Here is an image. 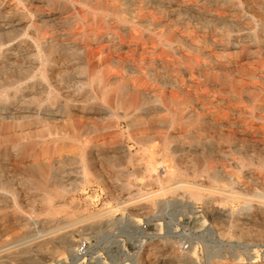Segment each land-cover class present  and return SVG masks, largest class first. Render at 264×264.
<instances>
[{"label": "rangeland", "instance_id": "374dc122", "mask_svg": "<svg viewBox=\"0 0 264 264\" xmlns=\"http://www.w3.org/2000/svg\"><path fill=\"white\" fill-rule=\"evenodd\" d=\"M135 1L0 0V92L18 99L6 110L0 106V264H22L4 262L1 254L28 246L23 256L56 264L71 250L51 258L35 247L40 240L75 227L76 242L79 234L95 233L85 228L90 222L102 221L103 229L123 199L138 205L168 194L205 206L193 231L203 235V256L192 253L186 264H264V0ZM26 83L34 87L17 89ZM37 117L43 119L44 163L34 174L26 163L35 139L17 132L34 129ZM151 164L156 169H148ZM211 168L219 169L218 182L208 179ZM169 169L180 174L170 177ZM32 179L44 183L42 189ZM96 187L107 190L112 203L91 205ZM147 188L154 196L145 200ZM45 193H53L50 202ZM107 206L117 209L91 217Z\"/></svg>", "mask_w": 264, "mask_h": 264}, {"label": "built area", "instance_id": "2783aa9c", "mask_svg": "<svg viewBox=\"0 0 264 264\" xmlns=\"http://www.w3.org/2000/svg\"><path fill=\"white\" fill-rule=\"evenodd\" d=\"M109 197L107 190L96 187L89 202L112 203ZM125 204L100 231L79 234L73 249L56 264H186L192 253L203 256V235L193 233L205 212L202 203L168 194L136 206Z\"/></svg>", "mask_w": 264, "mask_h": 264}, {"label": "bare ground", "instance_id": "6f19581e", "mask_svg": "<svg viewBox=\"0 0 264 264\" xmlns=\"http://www.w3.org/2000/svg\"><path fill=\"white\" fill-rule=\"evenodd\" d=\"M135 1V0H134ZM138 1V0H137ZM91 2H92V0H91ZM94 2V4H95V0L93 1ZM92 2V3H93ZM121 2H122V0H121ZM136 2V1H135ZM169 2V1H168ZM60 3V2H59ZM117 3V2H116ZM137 3V2H136ZM236 3V2H235ZM97 4V3H96ZM122 4V3H121ZM64 5V4H63ZM127 5V4H126ZM128 5H130V4H128ZM234 5H236V4H234ZM233 5V6H234ZM125 6V5H124ZM60 7V6H59ZM63 7V6H62ZM139 7H141V6H139ZM146 7V6H145ZM159 7V6H158ZM196 7V6H195ZM133 8H135V7H133ZM142 8V7H141ZM167 8V7H166ZM178 8V7H177ZM66 9V8H65ZM201 9V8H200ZM18 10V9H17ZM150 10V9H149ZM149 10H148V12H147V14H144V15H147L148 16V14H149ZM153 10V9H152ZM187 10V9H186ZM197 10V9H196ZM16 11V10H15ZM19 11V10H18ZM122 11H126L125 9H123L122 8ZM132 11V10H131ZM138 11V10H137ZM136 11V12H137ZM141 11V10H140ZM178 11V10H177ZM17 12V11H16ZM81 12V11H80ZM133 12V11H132ZM135 12V11H134ZM166 12V11H165ZM187 12V11H186ZM185 12V13H186ZM206 12V11H205ZM210 12V11H209ZM107 13V12H106ZM119 13V12H118ZM150 13H151V11H150ZM160 13V12H159ZM167 13V12H166ZM79 14V13H78ZM103 14V13H102ZM109 14V13H108ZM129 14V13H128ZM152 14V13H151ZM158 13L156 12V14L155 15H157ZM118 15V14H117ZM142 15H143V13H142ZM18 16V15H17ZM132 16H133V14H132ZM158 16V15H157ZM179 16H181V15H179ZM211 16V15H210ZM219 16V15H218ZM107 17V16H106ZM208 17H209V15H208ZM23 18V17H22ZM110 18H112V17H110ZM118 18V17H117ZM133 18V17H132ZM216 18V16L214 17V19ZM219 18V17H218ZM115 19V18H114ZM158 19V18H157ZM156 19V20H157ZM18 20V19H17ZM22 20H24V18L23 19H21V23H22ZM122 20L123 21H126L127 22V20H129L127 17H125V16H123L122 17ZM121 20V21H122ZM149 20V19H148ZM168 20V19H167ZM221 20V19H220ZM140 21V20H139ZM168 21H170V20H168ZM20 22V21H19ZM19 22L17 23V24H19ZM107 22V21H106ZM116 22V21H115ZM125 22V23H126ZM14 23H15V21H14ZM30 23V22H29ZM114 23V22H113ZM140 23V22H139ZM233 23V22H232ZM16 24V23H15ZM23 24V23H22ZM20 25V24H19ZM139 25V24H138ZM29 26V25H28ZM135 26V25H134ZM112 27H114V26H112ZM151 27V26H150ZM119 28V27H118ZM226 28V27H225ZM116 30H118L117 29V27L115 28ZM124 29H125V27H124ZM165 29V28H164ZM228 29V28H227ZM232 29V28H231ZM133 30V29H132ZM135 30V29H134ZM138 30V29H137ZM224 29H222V31H223ZM119 31V30H118ZM153 31V30H152ZM175 31V30H174ZM113 32V31H112ZM123 32V31H122ZM127 32V31H126ZM130 32V31H129ZM128 32V33H129ZM136 32V31H135ZM167 32V31H166ZM227 32H229V31H227ZM114 33V32H113ZM132 33V32H131ZM117 34V33H116ZM115 34V35H116ZM173 34H175V33H173ZM125 34H123L122 36H124ZM131 35H133V33L131 34ZM158 35V34H157ZM170 35V34H169ZM176 35V34H175ZM175 35H173L174 37H175ZM189 35V34H188ZM188 35H187V37H188ZM225 35V34H224ZM252 35V34H251ZM126 36H127V34H126ZM149 36V35H148ZM249 36V35H248ZM135 37V36H134ZM133 37V38H134ZM150 37V36H149ZM148 37V38H149ZM151 37H152V35H151ZM163 37V36H162ZM171 37V36H170ZM191 37V36H190ZM243 37V36H242ZM112 38H114L113 36H112ZM119 38V37H118ZM131 38V37H130ZM161 38V37H160ZM180 38V37H179ZM193 38V37H192ZM225 38V37H224ZM227 38V37H226ZM38 39V38H37ZM44 39V38H43ZM111 39V38H110ZM135 39V38H134ZM176 39H178V38H176ZM184 39H186L185 37H184ZM184 39H180V40H184ZM249 39V38H248ZM24 40V39H23ZM31 40H33L32 38H31ZM40 40H41V38H40ZM48 40V39H47ZM57 40V39H56ZM112 40V39H111ZM121 40V39H120ZM119 40V41H120ZM136 40H137V38H136ZM159 40V39H158ZM163 40V39H162ZM161 40V41H162ZM188 40V39H187ZM213 40V39H212ZM232 40V39H231ZM252 40V39H251ZM255 40V39H254ZM19 41V40H18ZM35 41V40H34ZM58 41V40H57ZM57 41L55 42V43H57ZM115 41V40H114ZM118 41V42H119ZM153 41V40H152ZM186 41V40H185ZM193 42L195 41V40H192ZM227 41V40H226ZM20 42H21V40H20ZM48 42V41H47ZM111 42V41H110ZM197 42V41H196ZM229 42V41H228ZM255 42H256V40H255ZM260 42V41H259ZM37 43V42H36ZM46 43V42H45ZM50 43H52V42H50ZM62 43V42H61ZM113 43V42H112ZM174 43H175V41H174ZM185 43V42H184ZM199 43H201V42H199ZM249 43V42H248ZM12 44V43H11ZM28 44H30V43H28ZM76 44V43H75ZM90 44V43H89ZM119 44V43H118ZM130 44V43H129ZM163 44V43H162ZM257 44V43H256ZM34 45H35V43H34ZM42 45H43V43H42ZM49 45H51V44H49ZM165 45V44H164ZM176 45V44H175ZM209 45H212V44H209ZM208 44H207V46H209ZM225 45V44H224ZM229 45V44H228ZM234 45V44H233ZM18 46H20V45H18ZM22 46V45H21ZM26 46H27V44H26ZM38 46H40V44H38ZM216 46H217V44H216ZM249 46V45H248ZM255 46V45H254ZM22 47H24V46H22ZM31 47V46H30ZM37 47V46H36ZM41 47V46H40ZM66 47V46H65ZM84 47H88V46H84ZM166 47V46H165ZM180 47H182V46H180ZM193 47H194V45H193ZM199 47V46H198ZM205 47V46H204ZM212 48H214L213 46H211ZM39 47H37V49H38ZM55 48V47H54ZM60 48V47H59ZM184 48V47H183ZM206 48H208V47H206ZM14 49V48H13ZM41 49V48H40ZM82 49V48H81ZM179 49V48H178ZM195 49V48H194ZM197 49V48H196ZM215 49V48H214ZM19 50V49H18ZM59 50V49H58ZM61 50V49H60ZM75 50V49H74ZM211 50V49H210ZM216 50V49H215ZM1 51V50H0ZM12 51V50H11ZM16 51H17V49H16ZM21 51V50H20ZM38 51V50H37ZM62 51V50H61ZM24 52V51H23ZM66 51H64V53H65ZM72 52V51H71ZM74 52V51H73ZM77 53H79L78 51H76ZM208 52V51H207ZM214 52V51H213ZM11 53V52H10ZM66 53H69V52H66ZM90 53V52H89ZM178 53V52H177ZM13 54V53H12ZM31 54V53H30ZM72 54V53H71ZM9 55H11V54H9ZM17 55H19V54H17ZM23 55V54H22ZM21 55V56H22ZM25 55V54H24ZM39 55V54H38ZM83 55V54H82ZM99 55V54H98ZM204 55H206V53L204 54ZM217 55H219V53L217 54ZM20 56V55H19ZM26 56H30V55H26ZM48 56V55H47ZM68 56H70V54H68ZM68 56H66V57H68ZM97 56V55H96ZM211 56V55H210ZM214 56V55H213ZM216 56V55H215ZM71 57V56H70ZM87 57H89V56H87ZM188 57V56H187ZM207 57H209V56H207ZM26 58V57H25ZM38 58V57H37ZM46 58V57H45ZM44 58V59H45ZM199 58V57H198ZM198 58H196L195 57V59H198ZM221 58H223L222 56H221ZM9 59V58H8ZM28 59V58H27ZM34 59V58H33ZM33 59H32V61H33ZM79 59V58H78ZM99 59H100V57H99ZM193 59V58H192ZM201 59V58H200ZM204 59V58H203ZM5 60V59H4ZM13 60V59H12ZM35 60V59H34ZM77 60V59H76ZM215 59H213V61H214ZM217 60V59H216ZM192 61V60H191ZM201 61V60H200ZM223 61V60H222ZM4 62V61H3ZM88 62V61H87ZM209 62V61H208ZM212 62V61H211ZM225 62H227V61H225ZM6 63V62H5ZM13 63V62H12ZM17 63V62H16ZM18 63H19V61H18ZM52 63V62H51ZM85 63V62H84ZM194 63V62H193ZM213 63V62H212ZM219 63V62H218ZM7 65L9 64L8 62L6 63ZM33 64V63H32ZM88 64H89V62H88ZM93 64V63H92ZM222 64H224V63H222ZM12 65V64H11ZM28 64H26V66H27ZM44 65V64H43ZM104 65V64H103ZM102 65V66H103ZM108 65V64H107ZM205 65V64H204ZM207 65V64H206ZM14 66V65H13ZM101 66V65H100ZM99 66V67H100ZM101 66V67H102ZM109 66V65H108ZM213 66V65H212ZM17 67V66H16ZM30 67V66H29ZM34 67V66H33ZM32 67V68H33ZM202 67V66H201ZM207 67V66H206ZM10 68V67H9ZM14 68V67H13ZM23 68H24V66H23ZM31 68V67H30ZM31 68V69H32ZM81 68V67H80ZM87 68V67H86ZM106 68V67H105ZM194 68H196L195 66H194ZM10 69H12V68H10ZM17 69V68H16ZM20 69H22L21 67H20ZM24 69H28V68H24ZM23 69V70H24ZM48 69H49V67H48ZM77 69H79L78 67H77ZM89 68H87V70H88ZM97 69V68H96ZM108 69V68H107ZM193 69V68H192ZM197 69V68H196ZM200 69V68H199ZM202 69V68H201ZM206 69V68H205ZM221 69V68H220ZM2 70V69H1ZM4 70V69H3ZM108 70H111L110 68L108 69ZM208 70H210V69H208ZM215 70V69H214ZM46 71V70H45ZM196 71V70H195ZM203 71V70H202ZM3 72H5V71H3ZM87 72V71H86ZM89 72V71H88ZM97 72V71H96ZM101 72V71H100ZM153 72V71H152ZM160 72V71H159ZM162 72V71H161ZM191 72H193V71H191ZM214 72V71H213ZM216 72V71H215ZM7 73V72H6ZM10 73V72H9ZM80 73H82V72H80ZM105 74L106 73H108L107 71H105L104 72ZM1 74H2V72H1ZM0 74V75H1ZM4 74V73H3ZM11 74V73H10ZM86 74H88V73H86ZM93 74V73H92ZM184 74V73H183ZM190 74V73H189ZM194 74V73H193ZM220 74V73H219ZM6 75H8V74H6ZM95 75V74H94ZM93 75V76H94ZM102 75V74H101ZM186 75V74H185ZM198 75V74H197ZM11 76V75H10ZM20 76V75H19ZM32 76V75H31ZM92 76V75H91ZM117 76V75H116ZM156 76V75H155ZM190 76V75H189ZM188 76V77H189ZM201 76V75H200ZM151 77V76H150ZM166 77V76H165ZM174 77V76H173ZM207 77V76H206ZM229 77V76H228ZM14 78V77H13ZM19 78V77H18ZM28 78H31V77H29L28 76ZM91 78V77H90ZM102 78V77H101ZM114 78H116V77H114ZM152 78V77H151ZM171 78V77H170ZM176 78V77H175ZM191 78V77H190ZM208 78V77H207ZM224 78V77H223ZM264 78V77H263ZM262 78V79H263ZM4 79V78H3ZM9 79H11V78H9ZM92 79V78H91ZM97 79V78H96ZM99 79V78H98ZM102 79H104V78H102ZM179 79V78H178ZM177 79V80H178ZM188 79V78H187ZM226 79V78H225ZM31 80V79H30ZM40 80V79H39ZM110 80V78H107V82ZM121 80V79H120ZM168 80V79H167ZM181 80H183V78L181 79ZM190 80V79H189ZM192 80H193V78H192ZM195 80V79H194ZM197 80V79H196ZM227 80V79H226ZM163 81H164V79H163ZM172 81V80H171ZM179 81V80H178ZM239 81H240V79H239ZM243 81V80H242ZM19 82V81H18ZM21 82V81H20ZM23 82V81H22ZM31 82V81H30ZM38 81H36V83H37ZM103 82H104V80H103ZM123 82V81H122ZM127 82V81H126ZM143 82V81H142ZM147 82V81H146ZM186 82V81H185ZM184 82V83H185ZM25 83V82H24ZM94 83V82H93ZM167 83V82H166ZM178 84H179V82H177ZM183 83V82H182ZM187 83V82H186ZM191 83V82H190ZM41 84H42V82H41ZM92 84V83H91ZM95 84V83H94ZM97 84V83H96ZM139 84V83H138ZM144 84V83H143ZM142 84V85H143ZM198 84V83H197ZM39 85V84H38ZM102 85H104V84H102ZM132 85V84H131ZM141 85V86H142ZM170 85V84H169ZM171 85H172V83H171ZM175 85V84H174ZM52 86V85H51ZM97 86V85H96ZM107 86V85H106ZM122 87H125V88H128V89H130V93L132 92H134V91H137L136 90V88H131V87H133V86H131V87H129L130 85H127L126 83H122V85H121ZM139 86V85H138ZM177 86V85H176ZM195 86V85H194ZM245 87H248V89H250L249 87L250 86H247V84L246 85H244ZM2 87H4V86H2ZM13 87V86H12ZM21 87H24L23 89L25 90V89H31V88H33L34 87V84H25L24 86H18L17 87V89L19 90ZM113 87V86H112ZM146 87V86H145ZM197 87V86H196ZM238 87V86H237ZM245 87H243V88H245ZM10 88V87H9ZM95 88V87H94ZM97 88V87H96ZM99 88V87H98ZM103 88V87H102ZM120 88V87H119ZM142 88V87H141ZM147 88V87H146ZM149 88V87H148ZM164 88H165V86H164ZM198 88H199V86H198ZM217 88V87H216ZM253 88V87H252ZM257 88V87H256ZM22 89V88H21ZM43 89V88H42ZM54 89V88H53ZM122 89V88H121ZM132 89V90H131ZM145 89V88H144ZM166 89V88H165ZM164 89V90H165ZM181 89V88H180ZM210 89H213V88H211L210 87ZM247 89V90H248ZM9 90V89H8ZM10 90H11V88H10ZM37 90V89H36ZM40 90V89H39ZM97 90V92H100V91H98V89H96ZM101 90V89H100ZM147 90V89H146ZM159 90V89H158ZM163 90V89H162ZM173 90V89H172ZM256 90V89H255ZM7 91V90H6ZM6 91L3 89V91H1L0 92V106H1V109H3V110H6L7 108H9V106H10V104H13V103H16V102H18V101H16V100H18V99H16L15 98V94L11 97L8 93H6ZM12 91V90H11ZM14 91V90H13ZM32 91V90H31ZM50 91V90H49ZM94 91V90H93ZM157 90H155V92H156ZM215 91V90H214ZM250 91V90H249ZM150 92H154V90L152 91H150ZM149 92V93H150ZM168 92V91H167ZM171 92V91H170ZM169 92V93H170ZM173 92V91H172ZM229 92V91H228ZM31 93V92H30ZM58 93V92H57ZM163 93V92H162ZM169 93H167V94H169ZM35 94V93H34ZM97 94H99V93H97ZM142 94H143V92H142ZM160 94H161V92H160ZM23 95V94H22ZM57 95V94H56ZM92 95V94H91ZM95 95V94H94ZM103 95V94H102ZM151 95V94H150ZM169 95H171V94H169ZM173 95H175V94H173ZM206 95V94H205ZM19 96V95H18ZM38 96H39V94H38ZM93 96V95H92ZM101 96V95H100ZM152 96V95H151ZM163 96V95H162ZM168 96V95H167ZM233 96V95H232ZM49 97V96H48ZM55 97V96H54ZM102 97V96H101ZM100 97V98H101ZM112 97H113V95H112ZM169 97V96H168ZM171 97H172V95H171ZM19 98V97H18ZM29 98V97H28ZM40 98V97H39ZM43 98V97H42ZM45 98V97H44ZM56 98V97H55ZM58 98H59V96H58ZM57 98V99H58ZM88 98H90V97H88ZM93 98V97H92ZM231 98H234V97H231ZM32 98L30 97L29 99H22V100H20V102H21V104H26V102L27 101H29V100H31ZM49 99V98H48ZM54 99V98H53ZM57 99H55V101L57 100ZM102 99V98H101ZM36 100H39V99H36ZM46 100V99H45ZM112 100V99H111ZM160 100V99H159ZM58 101V100H57ZM108 101H109V103L111 104V102H110V100L108 99ZM41 99H40V103L39 102H36V104L37 105H41ZM46 102V101H45ZM50 102V101H49ZM53 102V101H52ZM91 102V101H90ZM95 102H97V101H95ZM142 102V101H141ZM160 102V101H159ZM28 103V102H27ZM35 103V102H34ZM44 103V102H43ZM46 103H48V102H46ZM62 103V102H61ZM60 103V104H61ZM94 103V102H93ZM99 103V102H98ZM113 103V102H112ZM51 104V103H50ZM67 104H68V102H67ZM152 104V103H151ZM215 104V103H214ZM20 105V104H19ZM23 105V106H24ZM119 105V104H118ZM212 105V104H211ZM14 106V105H13ZM28 106V105H27ZM51 106H53L52 104H51ZM50 106V107H51ZM63 106V105H62ZM107 106V105H106ZM174 106V105H173ZM213 106V105H212ZM216 106V105H215ZM224 106V105H223ZM237 106V105H236ZM86 107V106H85ZM103 107H105V106H103ZM151 107H152V105H151ZM12 108V107H11ZM40 108V107H39ZM57 108H58V106H57ZM62 108V107H61ZM64 108H66V107H64ZM107 108V107H106ZM157 108V107H156ZM159 108H160V106H159ZM230 108V107H229ZM25 109V108H24ZM30 109V108H29ZM33 109V108H32ZM47 109V108H46ZM52 109H54V108H52ZM60 109V108H59ZM68 109H70L69 107H68ZM104 109V108H103ZM158 109V108H157ZM191 109V108H190ZM26 110V109H25ZM35 110H36V108H35ZM63 110V109H62ZM71 110V109H70ZM70 110H68V111H70ZM105 110H107V109H105ZM111 110V109H110ZM167 110V109H166ZM212 110V109H211ZM236 110V109H235ZM18 111V110H17ZM41 111H43V110H41ZM41 111L39 110L38 111V109H37V114H41ZM46 111V110H45ZM175 111V110H174ZM173 111V112H174ZM197 111V110H196ZM204 111V110H203ZM213 111V110H212ZM1 112V111H0ZM147 112V111H146ZM154 112H156V110L154 111ZM10 113V112H9ZM64 113V112H63ZM153 113V112H152ZM157 113H159L158 111H157ZM193 113V112H192ZM197 113V112H196ZM209 113V112H208ZM6 114H8V113H6ZM11 114V113H10ZM9 114V115H10ZM19 114V113H18ZM45 114V113H44ZM188 114V113H187ZM2 115H4V114H2ZM8 115V116H9ZM142 114L140 113V116H141ZM151 115V114H150ZM11 116V115H10ZM19 116H21V115H19ZM204 116V115H203ZM27 117V116H26ZM29 117H30V115H29ZM28 117V118H29ZM44 117V116H43ZM51 117V116H50ZM172 117V116H171ZM0 118H1V116H0ZM4 118V117H3ZM135 118V117H134ZM35 119V118H34ZM21 120V119H20ZM19 120V121H20ZM135 120V119H134ZM140 120V119H139ZM208 120V119H207ZM211 120V119H210ZM210 120H209V122H210ZM214 120V119H213ZM2 121V120H1ZM4 121H6V120H4ZM3 121V122H4ZM7 121H10V120H7ZM6 121V122H7ZM15 122H16V119L14 120ZM18 121V120H17ZM18 121V122H19ZM45 121V120H44ZM142 121V120H141ZM174 121V120H173ZM203 121V120H202ZM206 121V120H205ZM215 121V120H214ZM233 121V120H232ZM42 122H43V119L41 118V117H37L36 118V121H35V127H34V129H28V130H26L25 128H22L20 131L18 130V132H17V136L18 137H20V138H33V140L35 139V141H34V146H36V148H35V150H34V152H33V154H32V160H31V162H30V165H29V163H26V166H31L32 167V171H33V173L35 174V173H39L41 170H42V164L44 163V161H43V158H42V150L43 149H41V145H42V143L44 142V134H43V125H42ZM166 122V121H165ZM204 122V121H203ZM206 122H208V121H206ZM205 122V123H206ZM234 122V121H233ZM232 122V123H233ZM8 123V122H7ZM46 123H47V121L45 122V125H46ZM168 123V122H167ZM201 123V122H200ZM211 123V122H210ZM4 124V123H3ZM159 124H161V122L159 123ZM234 124V123H233ZM168 126V125H167ZM218 127V126H217ZM32 128V127H31ZM15 131V130H14ZM7 133V132H6ZM56 134V133H55ZM80 134V133H79ZM10 135V134H9ZM76 135V134H75ZM2 136H4V135H2ZM1 136V137H2ZM5 136H6V134H5ZM76 137V136H75ZM74 137V138H75ZM16 138V137H15ZM80 138V137H79ZM198 138V137H197ZM5 139V138H4ZM76 139H77V137H76ZM3 140V139H2ZM80 140V139H79ZM5 141V140H4ZM24 141H27V140H24ZM23 141V142H24ZM28 141H29V139H28ZM58 141V140H57ZM86 141H87V139H86ZM21 142V141H20ZM22 142V144H24ZM10 143V142H9ZM8 143V144H9ZM16 143V142H15ZM204 143V142H203ZM32 144V143H31ZM16 145V144H15ZM18 145H19V143H18ZM2 146V145H1ZM10 146H12L11 144H10ZM27 146V145H26ZM205 146H206V144H205ZM20 147V146H19ZM24 146H22V148H23ZM8 148V147H7ZM29 149V148H28ZM16 150V149H15ZM31 150V149H30ZM16 151H18V150H16ZM28 151V150H27ZM6 152V151H5ZM88 153H89V151H88ZM11 154V153H10ZM17 154H18V152H17ZM81 155V154H80ZM82 156V155H81ZM91 158H93V157H91ZM14 162V161H13ZM24 162H26V161H24ZM0 163H2V161L0 162ZM7 163V162H6ZM16 163V162H15ZM23 163V162H22ZM22 163H20L21 164V167H19L20 169L22 168V166H23V164ZM1 166V165H0ZM2 167V166H1ZM25 167V166H24ZM148 167H150V168H148V169H151V170H153V169H156L155 168V166L153 165V164H151L150 166H148ZM3 170V169H2ZM22 170V169H21ZM27 170V169H26ZM85 170V169H84ZM4 171V170H3ZM29 171V170H28ZM31 171V172H32ZM24 172V171H23ZM55 172V171H54ZM22 173V172H21ZM22 174H24V173H22ZM168 174H169V176L170 177H175V178H177V175H179L180 173L178 172V170H175V169H169V171H168ZM205 175V174H204ZM220 172H219V169L217 170V169H215V168H211V169H209V170H207V177H208V179L210 180V181H213V182H218V180L219 179H221L220 178ZM6 176H7V174H6ZM222 176V175H221ZM19 177V176H18ZM206 177V176H205ZM1 178H3V177H1ZM5 179V178H4ZM6 179H7V177H6ZM3 180V179H2ZM200 180V179H199ZM4 181V180H3ZM21 181V180H20ZM208 181V180H207ZM30 182H32L33 183V185L34 186H36V187H38V188H40V189H42V187H43V184L44 183H42V182H40L39 180L37 181H34L33 179L32 180H30ZM3 183L4 182H2V185H3ZM26 184V183H25ZM200 184V183H199ZM9 185V184H8ZM180 186H189V187H194V188H200L199 186L201 185H191V184H188V183H181V184H179ZM212 186V185H211ZM214 186V185H213ZM2 189V188H1ZM3 190V189H2ZM212 191H215V193H216V191L217 190H215V189H211ZM166 191V190H165ZM233 192H235V191H233ZM2 193H4V192H2ZM231 193H229V195L227 194V195H225V193H224V197H226V196H228V198L230 197L231 198V195H230ZM8 195V194H7ZM198 195V192L197 191H194L193 190V192L191 193V196L192 197H194V196H197ZM6 196V195H5ZM154 196V194L153 193H149V194H147V195H145L144 196V199L146 198L147 199V197H150V198H152ZM232 196H234V194L232 193ZM236 196V195H235ZM239 196V195H238ZM10 197V196H9ZM44 197H45V199L48 201V202H50L51 201V199H53L52 197H53V193H45L44 194ZM237 197V196H236ZM6 198V197H5ZM43 198V197H42ZM142 198V197H141ZM232 198H235V197H232ZM231 198V199H232ZM143 199V198H142ZM145 199V200H146ZM5 200V199H4ZM125 200H126V198L125 199H123L122 201H120V203L122 204L123 202H125ZM138 200V199H137ZM137 200L135 199L134 201H132V202H137ZM223 200V199H222ZM226 200V199H225ZM263 200V199H262ZM139 201V200H138ZM234 201V200H233ZM52 203V202H51ZM254 203V202H253ZM260 203H262L261 201H260ZM121 204H119V207L120 208H122V206L123 205H121ZM49 205V204H48ZM125 205H129V206H136L137 204H132V203H130V204H128L127 202H126V204ZM258 205V204H257ZM52 207V206H51ZM244 207H246L245 205H244ZM258 207V206H257ZM50 208V207H49ZM251 208V207H250ZM256 208V207H255ZM262 208V207H261ZM116 209L117 208H114V207H111V206H107V207H105V208H102V209H100V210H98L96 213H94V214H92L91 215V217H99L100 215H107V214H109V213H112V212H114V211H116ZM119 209V208H118ZM55 209H54V207L53 208H51V210H50V212L52 211H54ZM244 210V209H243ZM248 210V209H247ZM261 210V209H260ZM90 215V214H89ZM90 216H88V217H86V219H88ZM90 222V221H89ZM102 221H99V220H96V221H94V222H90L89 224H87L86 225V229H88L89 230V233H92V232H97L99 229L98 228H100V227H102ZM75 228V227H74ZM74 228H70V229H67V230H65V231H63V232H61L60 234H58V235H52V236H50L49 238H45V239H43V240H40L37 244H36V248L38 249V251H40V253L41 254H49V256L52 258V256L54 257V255L56 254V253H60L61 255H64V251H70V250H72L73 249V245H74V239H73V236H72V234H73V232H74ZM77 228V227H76ZM54 230H56V229H54ZM51 231H49L48 233H50ZM59 233V232H58ZM45 234H47V233H45ZM23 247H25V245L23 246ZM29 248H30V246H28ZM26 248V249H14V250H7V251H5L4 252V254H1L2 255V257L1 258H3V256H4V258H3V261L4 262H14V261H18V263H19V261L20 262H22V264H46L47 263V258H45L44 256H32V255H27V257L26 256H23V254H25L26 252L27 253H29V252H31L30 251V249L29 248ZM255 261V260H254ZM253 261V262H254ZM218 264H220L219 262H218Z\"/></svg>", "mask_w": 264, "mask_h": 264}]
</instances>
